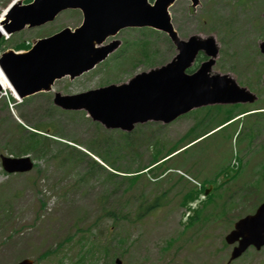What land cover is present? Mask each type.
<instances>
[{
    "label": "rangeland",
    "instance_id": "1",
    "mask_svg": "<svg viewBox=\"0 0 264 264\" xmlns=\"http://www.w3.org/2000/svg\"><path fill=\"white\" fill-rule=\"evenodd\" d=\"M11 1L0 0V13ZM170 12L182 38L195 34L216 36L222 46L214 67L216 71L233 73L239 83L250 84L248 87L253 91H256L255 86L261 89L264 0H200L196 8L191 7L189 0H177ZM75 15L73 11L62 13L47 25L11 35L6 43L0 39V45L4 43L2 48L5 49L14 48L20 42L28 43L64 26L75 27L82 20ZM118 38L128 47L117 57L113 55L112 61L124 63L123 69L111 61V68L98 65L74 81L66 78L57 81L55 88L76 93L126 81L136 73L166 64L177 54L176 46L166 34L149 28L125 29ZM145 40L151 41L152 62L145 58H142L144 62L123 61L121 57L127 52L137 56L134 48H129L130 42L140 48ZM260 94V101L264 103V90ZM243 106L207 105L168 125L148 123L122 135L118 130L96 124L82 113L57 110L52 103V93L34 95L27 103L17 102L14 107L7 102V96L1 98L0 156L27 155L22 149L20 133L27 130L21 123L29 130L41 126L49 136L50 146L43 153H28L36 167L27 173L8 174L2 169L0 158V264H15L27 257L33 258L35 264H78L81 252L93 246L98 252L90 251L83 264H90L94 253V264L114 263L115 255L121 254L128 264H227L231 248L225 247L223 241L232 229V219L251 213L255 203L263 202L264 187L258 192L256 186L233 184L227 197L217 199L220 210L229 205L227 210L231 217L223 213L222 217L211 221L214 211H208L202 227L194 231L189 226L181 236L188 222L184 213L193 202L184 201L186 192L192 189L193 193L197 192L191 181L177 173V168L202 183L215 185L216 177L229 178L236 174L232 159L238 158L240 162L246 159L249 162L243 166L238 180L245 181L251 172L256 183L263 180L264 155H253L250 142L255 129L264 125V114L253 113L240 118L236 115ZM229 117H234L232 123L217 127ZM263 125L255 141L257 149L264 143ZM190 127H195L193 138L215 129L172 156L163 167L173 170L164 178L153 169L128 190L124 176L118 178L117 184L108 179L111 167L102 161L98 152L111 148L115 154L119 149L122 152L120 166L124 169L129 165L134 169L152 160L153 143L166 146L165 152L177 141L178 146L188 143V138L182 139V136ZM165 190L168 194L161 197L163 203L153 213L139 216L140 203L154 201ZM119 239L124 241L119 243ZM170 240H174L172 248L164 251ZM89 241L95 245L91 246ZM104 246H109L108 256L104 250L100 252ZM231 264H264V248L251 249Z\"/></svg>",
    "mask_w": 264,
    "mask_h": 264
},
{
    "label": "water",
    "instance_id": "2",
    "mask_svg": "<svg viewBox=\"0 0 264 264\" xmlns=\"http://www.w3.org/2000/svg\"><path fill=\"white\" fill-rule=\"evenodd\" d=\"M34 0L13 6L4 28L14 32L53 20L67 8H80L83 23L74 31L65 28L55 35L34 41L28 52L10 50L0 64L21 97L50 90L57 78H72L90 70L120 44L118 40L102 46L110 35L128 26L149 25L168 33L178 54L171 61L137 73L126 82L98 87L78 94L57 93L55 104L64 109L86 110L94 121L109 129L132 131L136 124L149 121L170 123L199 107L214 104L252 103L257 94L242 86L231 72L214 71L220 54L215 35H192L181 39L174 30L169 12L175 0ZM193 6L199 0H191ZM1 36V32H0ZM264 53V40L260 42ZM199 51L209 58L193 73H187ZM1 89V86H0ZM7 172H25L33 167L30 157L2 156ZM229 243L240 241L231 259L248 246L264 245V204L256 215L242 218L226 237ZM17 264H33L26 258ZM117 264H122L117 260Z\"/></svg>",
    "mask_w": 264,
    "mask_h": 264
},
{
    "label": "trees",
    "instance_id": "3",
    "mask_svg": "<svg viewBox=\"0 0 264 264\" xmlns=\"http://www.w3.org/2000/svg\"><path fill=\"white\" fill-rule=\"evenodd\" d=\"M140 54L138 58L133 57L131 59H138V61L140 62H144V60L142 58H145V60H149L150 62L151 59L153 58V51H152V47H151V42L149 40H145V43H143L140 47ZM244 108L241 109V111H243ZM240 111V112H241ZM232 117H229L228 119H226L225 121H223L222 123H220L218 126L223 125L224 123H226L227 121L231 120ZM24 130V129H22ZM195 131V127L190 128L189 131H187L184 136L182 137V139H191V142L196 140L197 138L205 135L206 132L196 136L193 138V132ZM27 132V133H24ZM22 131L21 133V139H23V143H22V149L25 153H29V152H36V153H43L46 152L47 149L50 146V143L48 142L49 138L43 134H41L40 132H30V131ZM123 135V134H122ZM130 140V139H129ZM157 145V144H156ZM179 144L176 143L175 145L171 146L168 149V153L166 155H161L162 149L164 148L162 145H157L156 150L153 154L152 160L147 164V165H139L136 168L132 169L129 168L130 166L128 165L127 167H125L124 169L120 166V162H121V158H122V152H120V150L118 149V151L112 152L111 148L107 149H103L102 152H98L102 158L104 159V161H106L109 166L113 169L111 170L110 174L108 173V179L111 180L112 184H117L119 183V177L124 176L122 178L126 179V181H128V185L126 186V190L132 188L134 185H136L137 181L145 176L144 173V169L147 167H150L152 165H155L157 162H159L161 159H163L164 157L172 154L173 152H175L176 150H178L180 148V146H178ZM79 151V150H78ZM81 152V151H80ZM162 156V157H161ZM94 163H98L95 160H93ZM163 165V164H162ZM161 164H158L156 167H162ZM155 168V167H154ZM123 182V181H122ZM210 197H213V193L209 195ZM157 199H155L154 201H147L146 203L141 202L140 203V207H139V211L141 212L139 214V216H144L147 215V213L152 212L153 210L157 209V207L160 206L161 200L160 197H156ZM112 215H114L112 213ZM104 249L107 251V247H104ZM46 253V252H45ZM83 260L81 259L79 262V264L82 262Z\"/></svg>",
    "mask_w": 264,
    "mask_h": 264
},
{
    "label": "bare ground",
    "instance_id": "4",
    "mask_svg": "<svg viewBox=\"0 0 264 264\" xmlns=\"http://www.w3.org/2000/svg\"><path fill=\"white\" fill-rule=\"evenodd\" d=\"M2 19H3V17L1 14V16H0V30H2V25H1ZM0 83L3 87V89L5 90V92L7 91V92H10V94H12V95H16V92H15L13 86L10 84V82L8 81L7 77L5 76V74L3 73L1 68H0Z\"/></svg>",
    "mask_w": 264,
    "mask_h": 264
},
{
    "label": "flooded vegetation",
    "instance_id": "5",
    "mask_svg": "<svg viewBox=\"0 0 264 264\" xmlns=\"http://www.w3.org/2000/svg\"><path fill=\"white\" fill-rule=\"evenodd\" d=\"M78 11H79V10H78ZM80 15H81V12L79 11L78 14H77V16H80ZM204 59H205V58H204ZM263 79H264V77H263ZM263 83H264V80H263ZM261 107L264 108V105H261ZM256 110H258V108H257ZM255 138H256V136H255ZM261 181L263 182L264 179L261 180Z\"/></svg>",
    "mask_w": 264,
    "mask_h": 264
}]
</instances>
